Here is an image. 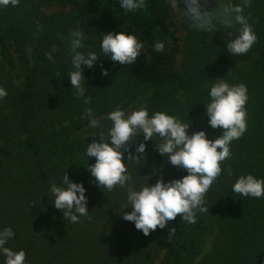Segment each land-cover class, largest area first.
I'll return each mask as SVG.
<instances>
[{"label":"trees","instance_id":"obj_1","mask_svg":"<svg viewBox=\"0 0 264 264\" xmlns=\"http://www.w3.org/2000/svg\"><path fill=\"white\" fill-rule=\"evenodd\" d=\"M228 2L242 0H208L204 10ZM250 2L243 14L258 41L246 55H230L226 47L239 25L202 33L187 21L181 45L170 0H145L132 12L122 9L119 0H20L18 7H0V87L7 91L0 101V230L11 227L15 233L7 247L24 250L26 264H195L206 237L215 232L210 250L197 264H264V198L232 191L240 175L264 179V0ZM63 4L67 10L45 12ZM76 27L85 34L83 51L100 56L92 69L82 65L89 105L75 97L68 76L73 70L69 33ZM121 31L137 35L144 45L129 66L114 64L100 48L102 34ZM158 40L165 44L164 53L153 50ZM49 52L55 62L47 59ZM246 63L250 65L243 70ZM101 65L108 76L101 75ZM218 79L247 86L248 130L231 144L232 159L205 198L209 213H197L195 224L177 216L145 236L122 218L131 210H121L126 189H100L86 170L95 163V157L84 155L87 143L99 136L87 132L85 108L106 119L117 106L127 111L147 105L150 115L162 111L176 116L190 122L189 135L203 130L214 140L222 131L208 124L205 105ZM140 142L146 144L144 163L127 165L137 187L146 180L154 185L161 176L169 182L187 175L158 153L156 138L137 137L133 155ZM229 164L231 177L226 174ZM65 172L86 189L90 220L71 223L52 204L50 184L55 180L59 185ZM170 228L175 235H169ZM4 261L0 255V264Z\"/></svg>","mask_w":264,"mask_h":264},{"label":"clouds","instance_id":"obj_2","mask_svg":"<svg viewBox=\"0 0 264 264\" xmlns=\"http://www.w3.org/2000/svg\"><path fill=\"white\" fill-rule=\"evenodd\" d=\"M145 0H119L120 7L132 12L143 7ZM172 6L182 10L183 17L189 26L202 33H212L219 27L232 29L239 25L238 35L226 43L230 55H246L258 41V36L245 16L244 9L251 6L250 0H242L240 4L231 2L217 4L214 10H204L208 0H170ZM182 2L183 9L178 7ZM20 0H0V7H18ZM231 35V34H230ZM69 53L71 56L72 71L69 72L72 89L75 97L83 98L85 105L91 103V97H86V81L82 75V65L89 69L100 59L95 51H83L85 34L79 27L69 33ZM143 43L135 34L125 31L102 34L100 48L104 55L110 56L111 61L118 65H132L141 55ZM153 50L164 53L165 44L156 41ZM56 49L53 46L52 52ZM31 61L32 48H26ZM52 52L46 53L49 60L54 61ZM101 75L108 76L109 72L101 65ZM7 91L0 87V101L5 99ZM209 102L205 105L208 124L213 129H221L222 135L214 140L207 138L205 131L200 130L188 133L189 123L180 118L162 111H155L151 115L147 105L126 112L120 106L107 113V119L112 122L107 135L99 131V140L87 143L84 155L95 157V163L88 165L86 170L94 178V183L101 189L112 192L116 188L126 189V199L121 210L125 221L133 222L135 228L145 236L159 229H164L177 216L188 224L197 222V213H209L206 206V196L213 184L218 183L219 177L225 172L223 165L232 159L231 144L239 140L248 130L247 102L248 88L244 83L230 84L218 79L208 92ZM88 127L101 128V119L97 117L91 107L85 108ZM91 135H95L93 132ZM143 141H153L158 153L178 169H184L187 175L180 179L164 182L161 176L154 185L147 180L137 187L129 173L128 162L133 161L137 166L146 159V144L140 142L135 147L136 155L131 147L137 137ZM110 140L111 143L106 141ZM128 153L127 163L124 162V153ZM227 176L234 175L229 164L226 168ZM232 191L245 198H264V179H258L252 174L240 175L232 185ZM53 196L52 204L63 213V217L71 223H80L81 217L91 219L87 209L88 199L86 189L82 183H74L64 173L58 185L53 180L49 187ZM169 235H175L176 229L170 228ZM15 233L11 227L0 230V255L5 257L4 264H26V252L14 251L7 247L9 240L14 239Z\"/></svg>","mask_w":264,"mask_h":264},{"label":"rangeland","instance_id":"obj_3","mask_svg":"<svg viewBox=\"0 0 264 264\" xmlns=\"http://www.w3.org/2000/svg\"><path fill=\"white\" fill-rule=\"evenodd\" d=\"M178 7L180 9H183V6L181 5V3H178ZM174 8V7H173ZM68 9V6L63 4L61 6H58V5H54V6H51L49 8H47L45 10V12L47 14H53L57 11H60V10H67ZM174 15H175V18H176V24H177V27L179 29V33H178V36H179V39H180V43L181 45L183 44L184 42V39H185V36H186V27H188V24L186 23L187 20L183 17L182 15V10H177L174 8ZM180 64V56L178 57V63L177 65L179 66ZM250 64H243L241 66V68L243 70H247L248 69V66ZM137 106H133L131 108H129L126 112L130 113L131 111L137 109ZM101 123V128L100 129H91V128H88L87 132L89 134H92L93 132L95 133V135L99 136V131L102 132L104 135H107V132H108V129L112 126V122L109 121L107 118L106 119H102L100 121ZM215 236V232H213L212 234H210L208 237H206V241H205V244L203 246V251H202V256L205 255L209 250H210V247H211V244H212V241H213V238ZM201 256V257H202ZM201 257H198L195 261V264H197L200 260H201Z\"/></svg>","mask_w":264,"mask_h":264}]
</instances>
